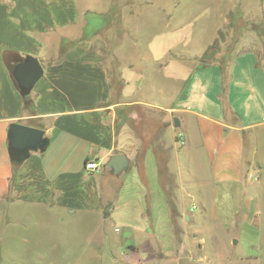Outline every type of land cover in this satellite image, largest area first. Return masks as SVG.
<instances>
[{
    "label": "crops",
    "instance_id": "0c3cea01",
    "mask_svg": "<svg viewBox=\"0 0 264 264\" xmlns=\"http://www.w3.org/2000/svg\"><path fill=\"white\" fill-rule=\"evenodd\" d=\"M76 23L71 0H0V246L17 214L55 219L66 212H90L107 218L108 204L124 194L126 185L140 186L138 192L150 202L151 184L160 191L167 179L175 181L170 167L180 158V145L187 157L205 155L216 181L241 184L243 193L250 195V209L256 204L254 210L260 213L264 51L251 49L235 56L230 67L220 68L214 76L211 91L204 93L198 85L189 104L180 105L183 89L161 82L159 72L143 78L138 71L128 77L132 60L127 52L112 54L128 59L120 60L118 72L106 65L105 53L102 59L95 53L84 61L76 56L79 53L67 51L59 61L50 62L55 54L48 48L53 47L56 32L61 35ZM6 53L36 57L44 68L27 107L7 67ZM191 76L189 72L184 82ZM142 92H159V99H145ZM114 93L117 101L106 105ZM12 123L43 130L50 140L46 150L31 152L21 164L12 163L8 152ZM178 136L182 139L177 142ZM114 154H125L128 166L133 165L126 180L105 170ZM86 161H94L98 170L88 173ZM162 170L168 172L161 174ZM249 174L259 179L250 180Z\"/></svg>",
    "mask_w": 264,
    "mask_h": 264
},
{
    "label": "rangeland",
    "instance_id": "374dc122",
    "mask_svg": "<svg viewBox=\"0 0 264 264\" xmlns=\"http://www.w3.org/2000/svg\"><path fill=\"white\" fill-rule=\"evenodd\" d=\"M71 17L77 23L56 32L49 45L55 54L50 62L67 51L84 61L105 53L106 65L118 72L120 60L128 59L112 54L127 52L128 77L159 72L161 82L183 89L180 105L189 104L198 85L211 91L214 76L235 56L264 51V0H71ZM216 41L214 59L201 67L199 57ZM142 97L158 100L159 92ZM115 101L116 93L106 105ZM122 115L128 120L126 111ZM180 146L170 167L175 181L166 180L165 192L151 184L148 203L140 186L126 185L108 204L107 218L17 214L0 246V264H264V203L257 205L260 213L256 204L250 209L241 184L216 181L205 155L187 157ZM132 169L130 164L118 178L126 180Z\"/></svg>",
    "mask_w": 264,
    "mask_h": 264
},
{
    "label": "water",
    "instance_id": "95a60500",
    "mask_svg": "<svg viewBox=\"0 0 264 264\" xmlns=\"http://www.w3.org/2000/svg\"><path fill=\"white\" fill-rule=\"evenodd\" d=\"M44 74L40 61L33 56H26L12 69L11 76L23 98L29 99L36 83ZM173 125L178 127L180 122L174 118ZM49 138L44 131L20 123H12L8 129V152L11 160L17 164L24 162L31 152H43L49 145ZM129 160L125 154L110 156L105 164V170L114 175L121 174L128 167Z\"/></svg>",
    "mask_w": 264,
    "mask_h": 264
},
{
    "label": "trees",
    "instance_id": "16d2710c",
    "mask_svg": "<svg viewBox=\"0 0 264 264\" xmlns=\"http://www.w3.org/2000/svg\"><path fill=\"white\" fill-rule=\"evenodd\" d=\"M220 39L223 40L224 38L220 36ZM218 44L217 41L214 42L210 47H208L203 54L199 57V63L201 67L209 66L210 61L214 59L215 54L218 52ZM23 58L19 56H15L11 53H6L5 54V61L7 64V67L10 71V74L12 72L13 67L21 61ZM215 65V63H213ZM219 64V63H217ZM24 99V104L27 107L29 105V99L23 98ZM12 163L16 164L13 160Z\"/></svg>",
    "mask_w": 264,
    "mask_h": 264
},
{
    "label": "built area",
    "instance_id": "2783aa9c",
    "mask_svg": "<svg viewBox=\"0 0 264 264\" xmlns=\"http://www.w3.org/2000/svg\"><path fill=\"white\" fill-rule=\"evenodd\" d=\"M182 143H183V141H182ZM84 168L88 173L94 172V171L98 170V165L94 161H86ZM248 179L257 181L259 178H258V175L249 174Z\"/></svg>",
    "mask_w": 264,
    "mask_h": 264
}]
</instances>
